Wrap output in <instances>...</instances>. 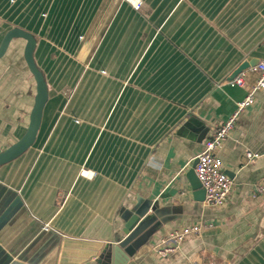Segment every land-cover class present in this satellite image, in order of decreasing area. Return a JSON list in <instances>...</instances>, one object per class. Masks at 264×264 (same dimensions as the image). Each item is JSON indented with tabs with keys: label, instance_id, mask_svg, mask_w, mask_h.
Masks as SVG:
<instances>
[{
	"label": "crops",
	"instance_id": "crops-1",
	"mask_svg": "<svg viewBox=\"0 0 264 264\" xmlns=\"http://www.w3.org/2000/svg\"><path fill=\"white\" fill-rule=\"evenodd\" d=\"M142 2L0 0V43L31 34L48 90L35 143L0 166V264H88L110 242L127 264H264V193L250 197L264 187V90L217 152L228 202L206 206L186 178L258 78L264 0ZM25 44L0 58V152L34 105ZM244 63V85L231 86ZM195 224L210 227L153 253L168 230Z\"/></svg>",
	"mask_w": 264,
	"mask_h": 264
},
{
	"label": "built area",
	"instance_id": "built-area-1",
	"mask_svg": "<svg viewBox=\"0 0 264 264\" xmlns=\"http://www.w3.org/2000/svg\"><path fill=\"white\" fill-rule=\"evenodd\" d=\"M129 4L135 11H140L142 0H123ZM252 71L258 74V78L247 96L236 104V108L231 116L220 126L213 130V133L203 143V150L196 156L194 167L195 176L204 190V204L208 207L220 208L224 206L229 199L232 188V179L222 169L221 159L217 152L224 142L234 131L239 115L246 109L254 105V94L257 91L264 90V61L259 62ZM231 86L242 87L244 85L243 72L229 81ZM259 157L258 154L247 152L244 156L246 162ZM83 175L92 177L94 174L84 172ZM264 193L263 185L256 186L251 193V199H256ZM210 227L208 224L187 225L168 230L159 242L152 248L153 253L160 257H167L180 249L186 237L198 234ZM189 264H200L192 261Z\"/></svg>",
	"mask_w": 264,
	"mask_h": 264
},
{
	"label": "water",
	"instance_id": "water-1",
	"mask_svg": "<svg viewBox=\"0 0 264 264\" xmlns=\"http://www.w3.org/2000/svg\"><path fill=\"white\" fill-rule=\"evenodd\" d=\"M13 39H23L26 42L24 48V60L29 72L34 78L36 84V93L27 130L16 143L0 152V166L15 160L33 146L40 129L43 110L48 100L46 82L33 59V51L36 42L31 34L17 28L8 31L0 43V58L4 55ZM250 66H252V64L244 63L240 65L233 72L232 78L247 70ZM195 164L196 160H194L193 166L187 173L186 178L196 195V199L198 201H204V190L201 188L200 183L198 182L194 173ZM132 247L136 248V245L132 243ZM129 258L130 253L124 248L123 243L115 244L114 242H110L106 244L99 256H97L95 260L89 262L88 264H127Z\"/></svg>",
	"mask_w": 264,
	"mask_h": 264
}]
</instances>
